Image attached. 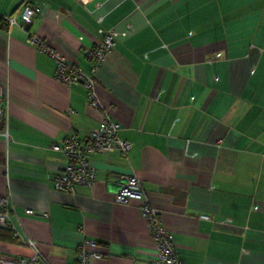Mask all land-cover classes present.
<instances>
[{"label": "crops", "instance_id": "1", "mask_svg": "<svg viewBox=\"0 0 264 264\" xmlns=\"http://www.w3.org/2000/svg\"><path fill=\"white\" fill-rule=\"evenodd\" d=\"M23 1L0 0V17ZM29 5L43 11L24 29L0 20V196L10 194L0 258H30L31 240L41 254L32 264H77L81 247L101 255L89 264H152L140 202L114 203L108 190L136 176L183 264H264V0ZM108 32L115 47L95 74L97 108L27 42L40 37L90 75L87 50ZM105 114L132 149L89 155L94 187L55 190L66 159L50 145L84 143Z\"/></svg>", "mask_w": 264, "mask_h": 264}, {"label": "built area", "instance_id": "2", "mask_svg": "<svg viewBox=\"0 0 264 264\" xmlns=\"http://www.w3.org/2000/svg\"><path fill=\"white\" fill-rule=\"evenodd\" d=\"M42 11L43 6H32L29 5V0H24L17 12L10 16L0 17V20L5 22L9 27L18 26L24 29L31 22L32 18L35 15H40ZM27 35V42L35 50L41 51L55 60L56 68L54 79L65 86H84L87 90L89 105L97 108L95 74L102 67L106 56L115 47L112 33H106L99 44L87 50V55L93 62L90 75L85 74L75 62L58 53L40 37L30 33ZM1 122L2 127L0 130L7 139V122L0 98ZM119 129L120 125L112 121L105 114L99 125L91 131L84 143H81L75 137H71L65 139L61 146L51 144L49 148L59 151L66 159L62 172L54 178L53 186L55 190L72 194L76 186L94 187L98 181L97 171L89 166L87 157L95 153L114 152L125 156L132 149L133 144L131 141L119 137ZM108 190L112 193L114 203L128 205L133 200L140 202L141 214L145 219L147 228L156 247V256L152 264H183L175 255L173 236L163 226L159 209L152 206L146 199L145 192L136 176H129L119 180L116 185L108 188ZM9 201V192L0 196V227L7 225ZM26 213L31 216L38 215L32 210H27ZM41 216L48 217V214L43 213ZM202 218L208 219V216H202ZM88 243L89 245L94 244V242ZM27 244L33 250V255L30 258L2 257L0 258V264H32L37 262L41 254L36 244L31 240H28ZM90 258L98 259L101 258V255L87 251L83 247L78 250L77 264H89Z\"/></svg>", "mask_w": 264, "mask_h": 264}, {"label": "water", "instance_id": "3", "mask_svg": "<svg viewBox=\"0 0 264 264\" xmlns=\"http://www.w3.org/2000/svg\"><path fill=\"white\" fill-rule=\"evenodd\" d=\"M1 127H2V122L0 123V129H1Z\"/></svg>", "mask_w": 264, "mask_h": 264}]
</instances>
